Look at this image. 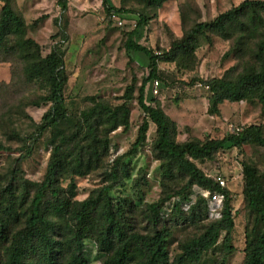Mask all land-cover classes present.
I'll use <instances>...</instances> for the list:
<instances>
[{"label":"trees","instance_id":"1","mask_svg":"<svg viewBox=\"0 0 264 264\" xmlns=\"http://www.w3.org/2000/svg\"><path fill=\"white\" fill-rule=\"evenodd\" d=\"M2 1L0 59L7 61L10 56L16 57L24 65L22 70L26 80L45 90V94L31 104L49 105L41 122H33L32 141L18 160L29 157L34 143L47 132L53 134V149L46 176L27 193L30 200L27 210L22 213L23 228L12 234L9 220L0 215V264H90L85 245L88 237L94 238L104 255L103 264H207L206 255L222 238V254L213 264H226L235 249L231 193L214 177L207 176L195 161L212 159L218 151L232 147L240 149L247 144L264 147L263 126L252 124L221 139L178 142L175 139L176 123L159 104L147 101L146 89L150 81L161 78L160 61L180 63V58L193 53L192 44L199 35L211 33L231 42L226 56L249 59L247 66L237 74L228 73L206 81L211 92L209 112L218 113L219 105L226 100L257 99L264 116V0H244L212 21L196 23L183 37L173 40L171 50L162 56L137 40L149 16L140 14L135 27L127 33L125 48L143 52L149 58L148 74L138 87L137 95L145 120L131 150L137 151L146 143L152 122L156 126L153 149L161 162L163 178H183L180 186L165 192L158 201L146 203L140 210L142 222L150 229L147 233L134 229L132 218L138 212L139 204L114 193V186L128 174L125 163L120 170L113 166L107 185L84 200H75L74 177L84 176L100 166L109 155L111 132L119 127L130 128L129 101L136 85L127 88L121 104L112 106L93 98L90 108L72 118L64 97L68 79L65 50L61 44H55L45 55L41 45L27 36V24L11 0ZM166 1L148 0L147 3L158 9ZM59 2L62 9L67 10V0ZM103 6L111 22L130 12L125 6L117 7L109 0H103ZM133 80L136 81V77ZM6 149L0 141V153ZM242 165L244 196L248 209L254 214V224L247 232L244 264H264V183L254 163L243 162ZM12 171L15 172V168ZM67 179L70 182L64 187L62 182ZM12 180L5 188L8 191H11ZM194 185L209 189L210 195L224 193L225 199L216 207L211 204L210 196L207 199L199 195L193 200ZM210 208L220 210V218L206 222L198 235L182 241L178 253L172 256L171 221L201 222L208 218Z\"/></svg>","mask_w":264,"mask_h":264},{"label":"rangeland","instance_id":"2","mask_svg":"<svg viewBox=\"0 0 264 264\" xmlns=\"http://www.w3.org/2000/svg\"><path fill=\"white\" fill-rule=\"evenodd\" d=\"M109 1L117 7L125 6L130 12L111 22L103 0H67V10L62 9L59 0H11L27 24V36L41 45L45 55L55 44H61L65 50L68 79L64 97L72 118L90 108L93 98L112 106L121 104L127 88L136 85L129 101L130 128L119 127L111 132L109 155L100 166L84 176L74 177L75 200H84L107 185L111 181L109 174L113 166L120 170L125 163L128 174L114 186V193L139 204L138 212L132 218L134 229L147 233L150 229L146 222H142L140 210L146 203L156 202L165 192L180 186L183 178H163L161 162L153 149L156 126L152 122L149 123L146 143L137 151L131 150L145 120L137 95L138 87L148 74L149 58L143 52L135 53L125 48L127 33L135 27L140 14L149 16L137 40L162 56L171 50L173 40L183 37L196 23L212 21L244 0H168L158 9L148 4V0ZM3 4L0 0V10ZM231 45L229 40L220 36L201 34L192 44L193 53L180 58V63L159 62L158 92L155 93L154 83L150 81L146 89L147 101L159 104L176 123L175 139L178 142L221 139L252 124L262 125L264 130L262 105L257 99L226 100L219 105L218 113L209 112L211 92L206 81L228 73L235 75L247 66L249 58L239 60L233 55L226 56ZM9 59H0V141L7 147L0 153V215L9 220L13 234L23 228L22 213L27 210L30 200L28 191L47 174L53 134L45 133L34 143L32 154L18 160L32 141L33 122H41L49 105L31 104L45 94V90L26 80L22 70L24 65L16 57L10 56ZM243 162L254 163L264 183L263 146L232 147L218 151L212 159L195 161L207 176L223 177L226 181L223 188L231 193L230 204L235 217L232 244L235 249L226 264H244L247 232L254 224V214L248 209L244 196ZM14 168L15 172L12 171ZM12 178L11 191H8L5 188ZM69 182L67 179L62 185L66 187ZM210 193L209 189L194 185L191 197L194 200L200 195L208 199ZM218 218L220 210L210 208L208 218L201 222L172 220L171 255L178 253L182 241L198 235L206 222ZM85 243L90 264H103L104 255L98 250L94 238L88 237ZM4 249L5 246L1 248L2 252ZM221 254L222 238L206 255L207 264H213Z\"/></svg>","mask_w":264,"mask_h":264},{"label":"built area","instance_id":"3","mask_svg":"<svg viewBox=\"0 0 264 264\" xmlns=\"http://www.w3.org/2000/svg\"><path fill=\"white\" fill-rule=\"evenodd\" d=\"M153 83H154L155 93H157L158 92L157 88L160 85V81L159 80H154ZM215 179L218 182V184L220 186H222V187L226 184V181H225V179L223 177L219 176V177H216ZM224 199H225V194L224 193H213V194L210 195V202L213 205H217L218 206V205L222 204Z\"/></svg>","mask_w":264,"mask_h":264},{"label":"crops","instance_id":"4","mask_svg":"<svg viewBox=\"0 0 264 264\" xmlns=\"http://www.w3.org/2000/svg\"><path fill=\"white\" fill-rule=\"evenodd\" d=\"M110 2V1H109ZM112 4V3H111ZM135 53H137V52H135Z\"/></svg>","mask_w":264,"mask_h":264}]
</instances>
